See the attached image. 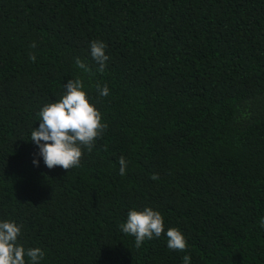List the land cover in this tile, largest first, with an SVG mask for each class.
Segmentation results:
<instances>
[{"label": "trees", "instance_id": "16d2710c", "mask_svg": "<svg viewBox=\"0 0 264 264\" xmlns=\"http://www.w3.org/2000/svg\"><path fill=\"white\" fill-rule=\"evenodd\" d=\"M76 78L106 127L79 167H36L38 113ZM145 206L184 251L120 231ZM0 219L41 264H264V0H0Z\"/></svg>", "mask_w": 264, "mask_h": 264}, {"label": "clouds", "instance_id": "9594fccd", "mask_svg": "<svg viewBox=\"0 0 264 264\" xmlns=\"http://www.w3.org/2000/svg\"><path fill=\"white\" fill-rule=\"evenodd\" d=\"M32 46L35 47V44ZM89 47L91 57L99 66L98 70L103 72L109 60L106 54L107 45L101 40H94ZM31 59L35 60V56ZM76 64L87 70L79 58ZM97 91L103 97L110 94L107 85H97ZM38 115L39 125L32 127L30 131V140L38 149V158H33L32 161L36 167L41 160L49 169L56 166L65 170L79 167L83 150L90 152L95 140L106 127L100 111L90 102L80 78L67 80L60 98L44 104ZM119 165V173L123 176L127 169V161L123 156L119 159ZM164 223L161 212L145 206L139 210L130 209L119 228L125 235L135 238L136 248H140L145 240L160 238L163 233L167 238V248L184 251L187 241L183 232L177 228H168L165 231ZM21 234L22 225L15 220L0 219V264H41L45 252L39 247L26 248L19 241ZM183 260L184 264H190L191 257L185 255Z\"/></svg>", "mask_w": 264, "mask_h": 264}]
</instances>
